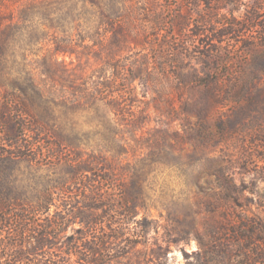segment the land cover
I'll list each match as a JSON object with an SVG mask.
<instances>
[{
    "label": "trees",
    "instance_id": "1",
    "mask_svg": "<svg viewBox=\"0 0 264 264\" xmlns=\"http://www.w3.org/2000/svg\"><path fill=\"white\" fill-rule=\"evenodd\" d=\"M196 3L200 7L198 16L193 22L183 18V29L191 26L192 40L197 42L191 48L184 41L180 56L170 54L174 58H166L169 68L173 69L175 85L183 95L182 130L165 131L161 140L149 144L152 149L149 155H144L147 146L139 143L141 139L146 140L145 136L139 137L131 151L135 160L128 157L130 154L123 156L127 152L121 148L114 151L108 145L110 141L114 146L120 136L110 131L105 134L104 150L98 156L89 155L84 161L75 158L79 169L73 172V185L87 183L89 192L85 196L86 213L69 210L71 216L80 218L85 228L80 241L69 242L77 245L69 250L70 255H76L74 259L39 258L42 249L50 245L45 237L63 220H50L49 225L31 223L28 215L9 213L10 199L0 194V228H14L9 240L0 239V264H113L124 258L128 260L123 264H169L173 247L181 244L186 264H264V211L260 204L264 202L260 187L264 181V127L262 118L257 116L264 104V0H198ZM243 6L245 15H236ZM117 13V10L105 12L108 16ZM12 21L9 23L0 13V53L7 46L5 38L25 28L21 24L23 19L17 23L13 16ZM111 26L107 34L98 39L93 37L98 41L97 47L106 53L104 66L112 68L117 76L102 83V96L119 114L126 111L125 102L134 98L130 115L132 120L138 119L133 123L132 132H135L142 127L138 115L142 108L136 105L143 102L139 101L133 82L123 83H127L124 72L128 70L123 56L130 46V38L121 25L112 23ZM226 38L231 40V47L224 44ZM193 53L198 54L199 67L186 62ZM235 61L241 62L237 71L231 69ZM145 89H149L148 84ZM6 100H11V104L0 106V127L7 128L0 145L8 147L12 155L14 150L22 151L41 143L38 139L44 127L34 131L39 138L30 144L22 131L32 132L33 125L13 123L15 117L32 116L25 101L15 94ZM36 124L41 125L39 121ZM247 136L262 143L255 145L261 164L256 160L250 163L248 158L245 162L235 159L223 147L234 137L237 140L244 137L245 142ZM57 140L56 146L65 141L61 135ZM188 143L193 145V153L187 160L179 159L173 165L182 170L187 180H192L194 194L191 200L187 196L182 200L181 216H172L176 225L168 226L166 239L156 240L154 244L151 233L153 230L157 233L160 226L140 214L141 209L150 206L145 187L146 168H151L156 155L167 160L177 158V155L171 157L172 151L183 150ZM217 146L221 148L209 151ZM1 154H7L6 150ZM149 157L154 158L147 161ZM82 161L86 166L80 170ZM84 172L90 174L83 176ZM102 182L111 188L104 191ZM39 203V208L31 214H37L45 205L48 208L54 205L49 199ZM43 229L45 232H41ZM27 233L31 236L29 239ZM191 240L199 246L189 253L185 246Z\"/></svg>",
    "mask_w": 264,
    "mask_h": 264
},
{
    "label": "rangeland",
    "instance_id": "2",
    "mask_svg": "<svg viewBox=\"0 0 264 264\" xmlns=\"http://www.w3.org/2000/svg\"><path fill=\"white\" fill-rule=\"evenodd\" d=\"M196 2L198 0H0V13L5 20L10 23L14 16V22L23 19L21 24L25 26L12 37L5 38L7 46L0 53V106L10 105L11 100L6 97L12 94L25 101L32 116L15 117L13 123L33 125L32 132L22 131L30 144L39 138L34 131L45 128L38 139L41 143L22 151L14 150L12 155L8 147L0 145V194L10 199L9 213L28 215L31 223L49 225L50 220H63L45 237L50 245L42 249L39 258L76 257L70 255L69 250L77 245H69V242L80 241L85 228L80 218L71 216L69 210L86 213L85 196L89 191L87 183L73 185V172L79 169L75 158L84 161L89 155L98 156L104 150L105 134L110 131L120 136L114 146L110 141L108 145L114 151L121 148L122 152H127L123 156L130 154L128 157L135 160L131 151L139 137L145 136L146 140L141 139L139 143L147 146L144 155H149L152 151L149 144L161 140L165 131L182 130L183 95L175 85L173 69L169 68L166 58L180 56L184 52V41L191 48L197 42V39L192 40L191 26L183 29V18L193 22L198 16L200 7ZM105 10L118 13L108 16ZM245 13L243 6L236 15L244 16ZM112 23L121 25L130 38V46L123 56L128 66L124 72L127 83H123L133 82L139 101L143 102L136 105L142 108L138 113L142 127L135 132H132L133 123L138 119L132 120L130 115L134 98L125 102L127 109L119 114L102 96V83L117 76L112 68L104 66L106 53L97 47L98 41L93 37L98 39L107 34ZM224 44L231 47L232 42L226 38ZM186 62L195 67L201 65L197 53ZM240 63L235 61L231 69L237 71ZM147 84L149 89H145ZM262 106L257 116L262 118L264 127V104ZM38 121L40 126L36 124ZM6 129L0 127V138ZM58 135L65 140L61 146H56ZM243 139L234 137L223 147H227L235 159L245 162L248 158L250 163L256 160L261 164L255 145L262 143L255 141L253 136H247L245 142ZM170 141L174 143L175 139L170 138ZM220 148L217 146L209 151ZM4 150L7 154L2 155ZM193 150V145L188 143L183 150L172 151L171 157L177 155L175 159L156 155L151 168H146L145 187L150 206L141 209L140 214L147 215L160 226L157 233L155 230L151 233L154 244L156 240L166 239L170 227L176 225L172 216H181L182 200L186 196L191 200L194 194L192 180H187L182 170L173 165L179 159L187 160ZM83 161L80 170L86 166ZM249 162L246 164L251 168ZM86 174L90 173L84 172L83 176ZM100 185L104 191L111 188L108 183ZM260 187L264 191V181ZM44 199L51 200L54 205L49 208L45 205L37 214H31ZM260 204L264 211V202ZM13 229L0 228V239L9 240ZM30 237L27 233L26 238ZM154 244L151 247H155ZM198 246L197 241L191 240L185 250L190 253ZM182 247V244L173 247L169 264H186ZM127 260L124 258L113 264H123ZM190 260L194 262V258Z\"/></svg>",
    "mask_w": 264,
    "mask_h": 264
}]
</instances>
